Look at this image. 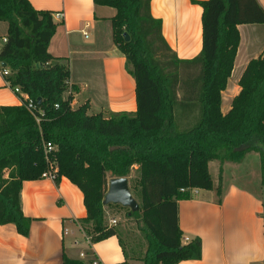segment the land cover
Instances as JSON below:
<instances>
[{"label":"trees","instance_id":"1","mask_svg":"<svg viewBox=\"0 0 264 264\" xmlns=\"http://www.w3.org/2000/svg\"><path fill=\"white\" fill-rule=\"evenodd\" d=\"M152 1L95 0L116 11L114 43L136 84V112L105 116L90 115V102L72 105L80 88L70 86L68 60L49 52L57 31L53 14L34 9L29 0H0V21L8 24L0 70L10 71V87L36 107L30 111L26 100L0 106V225L30 236L33 219L22 209L23 183L42 180L52 166L55 182L66 178L83 193L91 242L116 236L105 224L108 174L127 178L139 166L142 204L128 215L139 218L146 235L144 264H180L202 257L200 238L184 243L179 203L190 200L193 190L215 189L210 163L221 164V195L222 165L256 152L264 186V54L249 62L230 111H222L242 42L239 27L264 25V8L258 0H193L203 10L202 49L186 60L166 41ZM64 264L87 263L64 255Z\"/></svg>","mask_w":264,"mask_h":264},{"label":"crops","instance_id":"2","mask_svg":"<svg viewBox=\"0 0 264 264\" xmlns=\"http://www.w3.org/2000/svg\"><path fill=\"white\" fill-rule=\"evenodd\" d=\"M29 1L34 9L53 14L57 31L49 52L55 58L68 60L70 86L80 88L72 103L74 108L90 102V115L136 112L135 80L113 39L112 18L116 11L97 5L95 0ZM192 1L153 0L151 4L152 15L163 21L166 41L180 59L186 60L198 56L202 49L203 10ZM258 2L264 8V0ZM58 13H63L64 17L57 18ZM239 30L242 42L233 74L238 68L240 73L235 78L234 89L223 93L224 114L230 111L233 99L240 92L237 83L249 62L264 54V25H243ZM7 33L8 24L0 21V37H7ZM98 65L102 66L107 95H99L97 91ZM19 100L0 72V106H18ZM97 102H109L108 109ZM253 154L260 159L258 153L252 152L241 163L225 162L222 165L221 195L217 193L218 180L217 184L214 183V190H193L190 200L180 201L179 224L184 232V243L197 237L202 240L201 259L180 264H264L262 174L258 192L235 182L236 177L245 174L242 165ZM215 162L210 163V173ZM218 165L221 167L220 163ZM246 165L250 166L251 161ZM133 171L140 178V167L134 166ZM253 174L247 172L244 179L251 181ZM113 178L108 174L109 181ZM127 179L131 188L130 175ZM22 209L26 217L33 219L30 236L20 235L14 225H0V264H64V255L87 264L93 261L100 264H144L148 242L140 229L143 243L133 241L128 244L123 233L118 231L116 236L98 243L86 240L91 238L89 232L93 228L92 222L86 219L84 195L66 178L59 182H24ZM114 210L116 208L111 205L104 206L105 224L112 228Z\"/></svg>","mask_w":264,"mask_h":264},{"label":"rangeland","instance_id":"3","mask_svg":"<svg viewBox=\"0 0 264 264\" xmlns=\"http://www.w3.org/2000/svg\"><path fill=\"white\" fill-rule=\"evenodd\" d=\"M0 50H1V48H0ZM96 69H97L96 85H97V83L99 85L98 86L99 89L97 90L98 94L102 95L103 93H105L107 95L106 87H105V85L103 86L104 80H102V79L104 78V73L102 70V66L98 65L96 67ZM239 73H240V68H238V70L234 72L232 79L230 80L228 88L226 91L231 92V90L234 89V87L236 85L235 78L239 77ZM237 84L239 85V81ZM236 93H237V91H235V94ZM231 96H233V95H231ZM97 103H99L98 105H100V103L103 104L104 106L106 105V109H108L109 102H97ZM128 113H131V112H128ZM250 161H251V165L250 166L246 165ZM219 163H220L219 161H216L215 164L212 166V170H211V174L213 176V180H214L215 184H217L218 180H219V177H218L219 176V169H220V167H218ZM246 164L242 165V168H243L242 172L245 174L247 172H249V173L253 172L254 173L253 179L251 181H248L247 179H244L246 177L245 174L241 173V177H236L235 182L237 184L242 185V186H246L255 192H258V188H259L258 182H259V179H260L259 177L261 174L260 159L255 154L250 155ZM138 180H139L138 174L135 171L131 172V174H130V183H131L130 190H131V193H132L134 199L138 202V204L141 205L142 201H141V196L139 194L140 191H139V188L137 187V181ZM111 206L116 208V210H114L115 216L113 215L112 219L117 221V225H114L113 227L116 228V230L118 232L123 233L125 242H128V244H129V242H133V241H137V242L139 241L140 243H143L142 236H139V232H140L139 231V228H140L139 218L128 217L127 215L129 213H131L130 209H128V208H124V207L119 206V205H111ZM112 225H113V223H112Z\"/></svg>","mask_w":264,"mask_h":264},{"label":"water","instance_id":"4","mask_svg":"<svg viewBox=\"0 0 264 264\" xmlns=\"http://www.w3.org/2000/svg\"><path fill=\"white\" fill-rule=\"evenodd\" d=\"M125 40L130 41V36L125 33ZM6 67V64H3ZM38 104H41L39 99ZM104 206L109 205H119L124 208L130 209L131 213H136L140 211V205L134 199L131 190L129 188L127 178H113L109 181L108 192L103 201Z\"/></svg>","mask_w":264,"mask_h":264},{"label":"built area","instance_id":"5","mask_svg":"<svg viewBox=\"0 0 264 264\" xmlns=\"http://www.w3.org/2000/svg\"><path fill=\"white\" fill-rule=\"evenodd\" d=\"M56 17L59 18V19H62L64 17V14L63 13H58V14H56ZM7 42H8V38L7 37H0V48H2L5 44H7ZM0 72L2 73L4 78L6 76L10 75V71L8 69L0 70ZM13 92L20 97V100H19L20 101V105L25 104V100L28 101V104H27L28 109L34 113V110L36 108L35 104L31 100L28 99V96L23 94L19 88H15L13 90ZM52 150H54V147L51 144H48L47 147H46V151L47 152H51ZM56 174H57V169L51 166L50 169L43 174L42 180L55 181L56 178H57ZM112 223H113V225H117V221L116 220H113ZM86 240L87 241H91V238L87 237ZM91 264H100V263H98L97 261H93Z\"/></svg>","mask_w":264,"mask_h":264}]
</instances>
